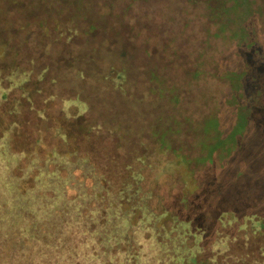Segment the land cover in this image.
<instances>
[{"label": "trees", "instance_id": "1", "mask_svg": "<svg viewBox=\"0 0 264 264\" xmlns=\"http://www.w3.org/2000/svg\"><path fill=\"white\" fill-rule=\"evenodd\" d=\"M135 1L0 0V264H264L255 202L195 227L139 196L145 168L158 176L176 157L204 164L235 150L264 69L212 71L204 50L179 54L172 27L139 16ZM223 1L208 40L253 11ZM209 75L227 95L189 96ZM31 80L51 82L55 117L33 102Z\"/></svg>", "mask_w": 264, "mask_h": 264}, {"label": "rangeland", "instance_id": "2", "mask_svg": "<svg viewBox=\"0 0 264 264\" xmlns=\"http://www.w3.org/2000/svg\"><path fill=\"white\" fill-rule=\"evenodd\" d=\"M222 2L224 1L136 0L134 4L139 16H152L159 23L165 21L172 27L171 35L176 37V50H179V54H197L204 50L207 58L204 65L212 71L217 62L233 66H242L246 62L258 72L263 71L264 0H251L253 11L248 17L239 18L236 14L235 21L225 27L220 38L208 40L210 18L218 17V6ZM225 3L229 5L231 1L227 0ZM240 26L248 34L253 35L255 32L256 38L251 36V42H240L234 35ZM196 85L192 86L189 96L211 90L214 100L221 101L229 92L226 82L211 75L200 79ZM28 87L32 89L33 102L55 117L57 103L50 96L53 92L51 82L31 80ZM192 106L193 103L190 102L188 107ZM75 111L72 108L73 114ZM73 114L69 117H74ZM230 118L228 116L226 120L229 121ZM82 138L80 136L78 141L88 144L87 139ZM178 145L176 141V147ZM14 158L11 159L12 163L16 160ZM15 172L20 173L17 170ZM144 175L139 196L148 192L151 194L149 203L156 211L168 210L171 214L176 213L179 217L190 219L195 227L205 226L211 215L224 209L241 212L253 208L254 202L264 209V90L258 104L251 109L249 125L240 136L238 146L228 156L221 159L215 154L204 164L191 165L176 157L165 173L154 176L145 168ZM31 183L32 181L28 182ZM69 195H75V191L70 190ZM165 221L170 223V218ZM50 228L47 227L48 231ZM47 234L48 232L43 237Z\"/></svg>", "mask_w": 264, "mask_h": 264}]
</instances>
